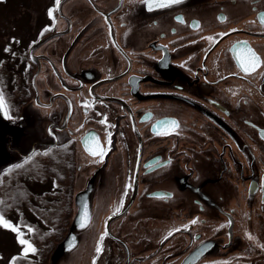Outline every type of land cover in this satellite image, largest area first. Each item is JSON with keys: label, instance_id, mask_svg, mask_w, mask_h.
Masks as SVG:
<instances>
[{"label": "flooded vegetation", "instance_id": "1", "mask_svg": "<svg viewBox=\"0 0 264 264\" xmlns=\"http://www.w3.org/2000/svg\"><path fill=\"white\" fill-rule=\"evenodd\" d=\"M39 9H0L13 264H264V0Z\"/></svg>", "mask_w": 264, "mask_h": 264}, {"label": "rangeland", "instance_id": "2", "mask_svg": "<svg viewBox=\"0 0 264 264\" xmlns=\"http://www.w3.org/2000/svg\"><path fill=\"white\" fill-rule=\"evenodd\" d=\"M45 5H47V0H0V9L2 7V12L5 10V7H13V6L14 7L31 6L33 10L39 11L40 10L39 8ZM8 180L12 182L13 179L9 178ZM15 190H16L15 188L7 189V186L4 185L0 191V195L3 192V197L0 196L1 197L0 201L3 200L2 198L7 199L8 196L11 195L13 196ZM19 196L28 197L27 195L24 194ZM18 200L22 201L21 199ZM7 203L10 202H6V205L8 207L6 215L11 214V216L6 218L4 216L3 217L11 225H13L12 215H14L15 213H19V211L17 210L16 206L8 205ZM23 209H24V213H26L27 206H24ZM16 240H17V236H15L14 231H12L10 228H5L3 226H0V264H13L16 257L19 256L18 254H22L21 252H23L25 246L18 244Z\"/></svg>", "mask_w": 264, "mask_h": 264}, {"label": "snow or ice", "instance_id": "3", "mask_svg": "<svg viewBox=\"0 0 264 264\" xmlns=\"http://www.w3.org/2000/svg\"><path fill=\"white\" fill-rule=\"evenodd\" d=\"M143 2L147 3L149 6V10H151L153 7H167V6H170L171 4H179L182 2V0H143ZM55 3L58 6L60 4V0H55ZM53 11H55V9L49 11L48 15L50 17L53 15ZM260 20L262 23H264V16H261ZM206 39H209L211 41L214 38L208 37ZM5 51H8V49H5ZM249 51H250V58H249L250 62L248 63L247 66L243 67V70L246 73L254 71L260 65V58L254 52H251V50H249ZM8 111H9V109H8V105L6 104L5 98L2 94H0V112L7 114ZM100 123H105V121L102 120V121H100ZM97 147L99 149V154L103 155V149L99 148V146H97ZM92 154L95 155L97 153L93 152ZM17 167H20V165H17ZM0 203H3V201H0ZM120 207L121 206L116 207L115 211L113 212V215H116L119 213ZM88 219H90V218H89L87 212H85L84 215L80 217V226L85 227L86 226L85 221ZM193 223H195V221H193ZM0 226H3L5 228H10L12 231L17 232L19 243L21 245L25 246L23 249V254L25 257L28 255L29 252H35V248L31 245V243L29 241L21 238L22 234L19 232V230L15 226L11 225L8 221H6L2 215H0ZM29 231H31V229H29ZM107 234L108 233L105 232L100 238V242H99L97 249H96V251L98 253L102 251L101 245H102L104 236H106ZM248 238L254 239L251 235H249Z\"/></svg>", "mask_w": 264, "mask_h": 264}, {"label": "trees", "instance_id": "4", "mask_svg": "<svg viewBox=\"0 0 264 264\" xmlns=\"http://www.w3.org/2000/svg\"><path fill=\"white\" fill-rule=\"evenodd\" d=\"M27 195V192L26 191H21L20 189H16L15 192H14V195L12 196H8L7 199H11V198H16V199H21V196L19 195ZM28 196V195H27ZM3 201V200H2ZM6 202L8 201H3V203H0V214L1 215H6L7 214V205H6ZM8 205H14L17 207V210L19 212H23V204L22 203H19V204H10V203H7Z\"/></svg>", "mask_w": 264, "mask_h": 264}, {"label": "water", "instance_id": "5", "mask_svg": "<svg viewBox=\"0 0 264 264\" xmlns=\"http://www.w3.org/2000/svg\"><path fill=\"white\" fill-rule=\"evenodd\" d=\"M5 124L4 122H0V127H3ZM66 244H62L61 247H64ZM204 254V247H200L195 250L190 256L185 260L183 264H196Z\"/></svg>", "mask_w": 264, "mask_h": 264}]
</instances>
